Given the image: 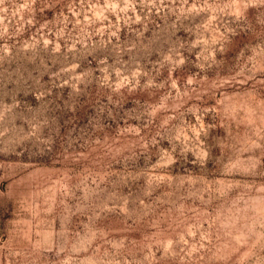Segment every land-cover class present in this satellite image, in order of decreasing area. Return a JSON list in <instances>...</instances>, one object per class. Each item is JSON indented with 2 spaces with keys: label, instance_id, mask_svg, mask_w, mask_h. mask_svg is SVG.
Returning a JSON list of instances; mask_svg holds the SVG:
<instances>
[{
  "label": "rangeland",
  "instance_id": "374dc122",
  "mask_svg": "<svg viewBox=\"0 0 264 264\" xmlns=\"http://www.w3.org/2000/svg\"><path fill=\"white\" fill-rule=\"evenodd\" d=\"M0 264H264V0H0Z\"/></svg>",
  "mask_w": 264,
  "mask_h": 264
}]
</instances>
